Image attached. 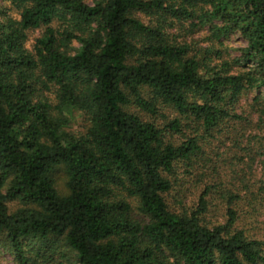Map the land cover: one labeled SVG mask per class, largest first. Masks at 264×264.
<instances>
[{
    "label": "trees",
    "instance_id": "16d2710c",
    "mask_svg": "<svg viewBox=\"0 0 264 264\" xmlns=\"http://www.w3.org/2000/svg\"><path fill=\"white\" fill-rule=\"evenodd\" d=\"M262 93L264 0H0V246L16 264H264L237 224L262 179L227 187L214 223L221 176L188 210L168 200L206 178L213 140L245 159Z\"/></svg>",
    "mask_w": 264,
    "mask_h": 264
},
{
    "label": "rangeland",
    "instance_id": "374dc122",
    "mask_svg": "<svg viewBox=\"0 0 264 264\" xmlns=\"http://www.w3.org/2000/svg\"><path fill=\"white\" fill-rule=\"evenodd\" d=\"M38 31H32L29 33L28 45L33 42L35 36L38 35ZM201 33L196 32L194 38H200ZM225 42L233 47H238L243 45L245 42L238 34H231L225 39ZM232 56H238L239 53L236 50H230ZM254 92L250 94L252 96ZM264 96V93H262ZM250 102V97L241 100L238 107L239 111H243L244 116L248 114V103ZM246 112V114H245ZM256 116V115H254ZM249 119L250 116H247ZM82 123V117L78 114H74L72 119V126L74 129L78 130ZM257 139L251 144L250 149L245 153L242 151L240 156L245 159L241 161L235 157L236 147L231 144V141L220 142V140H213L212 144H206L205 146V156L208 160L206 166L209 167L205 169L206 178H199V180H190L188 183H183L180 181V186L175 185L171 195L168 197L170 205L175 210H188L197 204L198 196L201 192V187L205 180L209 178H218L221 176L223 184L221 189V194H214L210 196L209 210L206 219L209 223H214L216 221H222L223 218L221 214L223 213L225 201L224 196L226 195V188L231 187V185H240L239 188L242 192L245 188L241 186H248L251 192H257L256 188L260 185L259 180H263L262 186H264V155L260 153L264 151V127L256 130ZM223 134L218 137L221 138ZM213 166L217 167V170L211 172ZM218 176V177H216ZM253 183L256 186H253ZM238 188V189H239ZM243 194V193H242ZM247 197V202L239 204L240 217L238 220V226L246 230V232L256 238H261L264 240V200L262 199L264 194H255ZM177 200V201H174ZM0 264H16L14 256L10 254L7 250L0 246Z\"/></svg>",
    "mask_w": 264,
    "mask_h": 264
}]
</instances>
